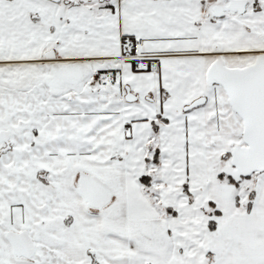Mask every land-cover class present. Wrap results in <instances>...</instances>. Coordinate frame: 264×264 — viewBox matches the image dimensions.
Wrapping results in <instances>:
<instances>
[{
	"label": "snow or ice",
	"instance_id": "snow-or-ice-1",
	"mask_svg": "<svg viewBox=\"0 0 264 264\" xmlns=\"http://www.w3.org/2000/svg\"><path fill=\"white\" fill-rule=\"evenodd\" d=\"M0 264H264V0H0Z\"/></svg>",
	"mask_w": 264,
	"mask_h": 264
}]
</instances>
